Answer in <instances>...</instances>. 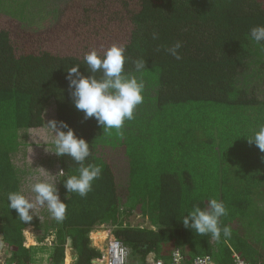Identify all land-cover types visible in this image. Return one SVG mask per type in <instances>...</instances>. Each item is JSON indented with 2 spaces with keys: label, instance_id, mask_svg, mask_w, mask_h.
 Masks as SVG:
<instances>
[{
  "label": "trees",
  "instance_id": "16d2710c",
  "mask_svg": "<svg viewBox=\"0 0 264 264\" xmlns=\"http://www.w3.org/2000/svg\"><path fill=\"white\" fill-rule=\"evenodd\" d=\"M255 26H264V0H0V246L11 261L29 264L23 232L34 222L36 238L56 234L49 264H62L67 244L74 264H96L89 233L102 226L112 227L138 264L149 254L168 264L173 251L188 264L197 257L234 264L233 254L264 264L241 238L248 214L264 209V152L247 140L264 124V44L251 40ZM178 40L179 60L166 51ZM113 43L126 48L125 73L144 84L143 103L119 131L84 119L66 79L73 65L89 75L85 54ZM137 59L146 60L142 72ZM49 109L89 143L85 164L102 172L85 197L67 193L63 180L79 165L52 152L49 133L38 167L59 181L65 218L35 206L24 223L7 195L35 194L27 177L37 171L21 160L29 132L47 129ZM61 169L63 177L53 176ZM212 198L224 203L220 227L231 231L219 240L181 221L193 204L205 208ZM133 213L147 226L127 221ZM255 223L256 237L264 236V220Z\"/></svg>",
  "mask_w": 264,
  "mask_h": 264
},
{
  "label": "clouds",
  "instance_id": "9594fccd",
  "mask_svg": "<svg viewBox=\"0 0 264 264\" xmlns=\"http://www.w3.org/2000/svg\"><path fill=\"white\" fill-rule=\"evenodd\" d=\"M157 34H153V39ZM250 38L257 44H264V26H255L250 29ZM182 43L178 40L168 47L166 51L175 59H180L179 49ZM126 48L122 44L113 43L108 48L100 50L91 49L84 56V63L89 75L79 71L80 65H73L67 70L66 79L71 90L70 96L74 107L82 111L84 119L94 118L103 130L116 129L119 131L126 120L134 118V110L143 103V81H138L133 75L125 73ZM135 71L142 72L146 69V60L132 61ZM101 73L97 78L96 73ZM47 127L53 134V145L57 156H68L79 167L78 174L68 176L63 180V186L67 193H77L85 197L92 190V183L101 175L99 166L85 164L90 156L89 143L83 138H78L74 131L63 121L50 120ZM62 129H67L66 131ZM249 144H255L261 152H264V124L254 131ZM64 176V170H59L55 175ZM57 180L39 181L32 185L31 191L36 194L35 204L46 205L51 215L59 222L63 221L66 213V204L60 199L57 188ZM8 206L14 209L21 221L30 222L35 204L22 192H10L7 195ZM31 210V212H30ZM227 214L222 201L215 198L207 201V206L201 208L199 204H193L191 211L182 218L184 227L204 236L211 234L213 239L221 238V231L225 237L231 235L230 229L220 227V218Z\"/></svg>",
  "mask_w": 264,
  "mask_h": 264
},
{
  "label": "rangeland",
  "instance_id": "374dc122",
  "mask_svg": "<svg viewBox=\"0 0 264 264\" xmlns=\"http://www.w3.org/2000/svg\"><path fill=\"white\" fill-rule=\"evenodd\" d=\"M46 113H47V115H46V123L48 124V122L50 120H53L52 109H49ZM45 131H47V134L45 133ZM49 133H52V132L47 127V129H45L44 131H40L39 135L31 134L29 139H27V137H26L27 141L26 140L25 141H26L27 146L24 149V150H26L25 151V155H23V157L24 156L25 157H24V159L22 158L21 161L23 162V164L25 166L26 165L30 166V167H26V168H31L29 171L32 170V165H35L38 160H40L41 158L42 159L45 158L44 156H45L46 150L43 149V145L47 142V139L49 137ZM20 159H21V157H20ZM33 169H36L37 172L32 173L31 175H29L27 177L29 182L32 185L35 182L51 180V178L49 176V173H45L42 166H39V167L37 166L36 168H33ZM35 196H36V194H34V196L30 195V198H29L34 204H35ZM38 205L39 204H35L36 207ZM253 211H257V212L248 214L249 221H246V222L243 221L244 223L242 224V226L244 227L245 233H244V235L241 236V238L246 240V242H247V244L249 246V248H248L249 252L252 251V249H251V247L249 245L250 244V239H252V238L254 239L256 237V235L259 234L257 232V230H255V226H257L256 224H258V223H255V222H257L258 219L260 221L264 220V209H263V207L261 205L260 206H256L253 209ZM127 221L131 222V224L134 225V226H142V227L147 226V224L144 221L141 220L140 216L136 215L135 213H133L132 216L127 219ZM106 227L112 228L110 226H106ZM100 228H98V229H100ZM29 234H31V231H28L27 229H26L25 232H23V243L26 244L27 246H30L29 244L38 242V240L40 239L38 237L36 238V236L32 238V237L29 236ZM256 238H258L256 240L264 241V236H258ZM67 246L70 247L69 244ZM67 246L64 245L63 248L66 249ZM47 251H48V248H44V247H35V248H32V249L30 248L29 249V256H30L29 258H30V260H32V262L34 264H49V262L46 260L45 256H46V254H51V252H47ZM251 253H253V252H251ZM130 262L132 263L131 258H130ZM29 263H31V261H29Z\"/></svg>",
  "mask_w": 264,
  "mask_h": 264
},
{
  "label": "built area",
  "instance_id": "2783aa9c",
  "mask_svg": "<svg viewBox=\"0 0 264 264\" xmlns=\"http://www.w3.org/2000/svg\"><path fill=\"white\" fill-rule=\"evenodd\" d=\"M26 231V230H25ZM24 231V232H25ZM101 233H106V238L101 242L95 243V250H97L100 254V262L96 260V264H138L134 262H130V252L129 250L112 234V228H108L105 226ZM97 232V231H96ZM27 246L23 243V247L26 249H32L35 247H44L50 250H53L57 245V237L55 232L48 231L47 235L43 238H40L38 242L29 244ZM30 247V248H29ZM234 264H256V263H248L241 260L237 255H233ZM0 264H15L11 261L10 254L6 247L0 246ZM29 264H34L32 261ZM64 264H71V260L69 263H66L64 259ZM143 264H167L165 261L158 259L155 255L149 254L145 258V262ZM168 264H188L185 262L184 257L178 251H173L171 253V260ZM189 264H215L212 259L208 257H197L192 260Z\"/></svg>",
  "mask_w": 264,
  "mask_h": 264
},
{
  "label": "crops",
  "instance_id": "0c3cea01",
  "mask_svg": "<svg viewBox=\"0 0 264 264\" xmlns=\"http://www.w3.org/2000/svg\"><path fill=\"white\" fill-rule=\"evenodd\" d=\"M40 131H44V129H37V130H32V131H30L29 133V135H31V134H33V135H39L40 134ZM45 133L47 134V131H45ZM43 149L44 150H46L45 149V147L43 146ZM42 159V158H41ZM40 159V160H41ZM44 159V158H43ZM40 160H38L37 161V163L35 164L36 166H34V165H32V169L33 168H36L37 166H38V162L40 161ZM39 206H41V205H38L37 206V208H39V210L38 211H40V210H42V212H48L49 210H47L48 208H47V206L45 207V209H44V207L43 206H41V207H39ZM44 209V210H43ZM37 211V212H38ZM43 216H44V214H43ZM44 217H42V216H38L37 217V219L38 220H42ZM46 218V217H45ZM143 221V220H142ZM37 224L36 223H34V222H32L31 224H29L26 228H25V230L27 229L28 231H31V234H29V236L30 237H35V234H36V230L38 229V227L36 228L35 226H36ZM103 228H105V226H102L100 229H95V230H93V231H91V232H94V233H101V231L100 230H102ZM97 231V232H96ZM90 232V233H91ZM90 233H89V236H90ZM243 235H244V233H243ZM89 240H90V237H89ZM102 240L101 239H98L97 240V242H101ZM250 243L251 244H253V247L256 249V251H257V253H259V254H261L262 255V258L261 259H263L264 260V246L262 247V248H260V246H257V245H255L252 241H251V239H250ZM262 244H264V242L262 243ZM68 245V244H67ZM66 245V246H67ZM47 252H51V254H46V260L48 261V262H50V258H51V256H52V252H53V250H50V249H48V251ZM234 255V254H233ZM236 255V254H235ZM64 259L66 260V263H69V260H71V264H74V261L76 260V255H75V252L69 247V246H67V248L66 249H64ZM64 259H63V262H62V264H64ZM74 259V260H73ZM30 261H32V260H30Z\"/></svg>",
  "mask_w": 264,
  "mask_h": 264
},
{
  "label": "water",
  "instance_id": "95a60500",
  "mask_svg": "<svg viewBox=\"0 0 264 264\" xmlns=\"http://www.w3.org/2000/svg\"><path fill=\"white\" fill-rule=\"evenodd\" d=\"M89 237H90V246L92 248H95L96 239L104 240L106 238V233H94V232H91ZM97 261L100 262L101 260L98 259Z\"/></svg>",
  "mask_w": 264,
  "mask_h": 264
}]
</instances>
